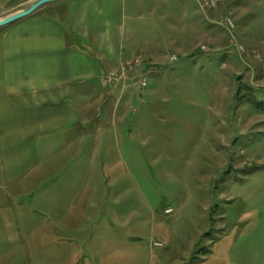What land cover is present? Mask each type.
Instances as JSON below:
<instances>
[{
	"label": "rangeland",
	"instance_id": "1",
	"mask_svg": "<svg viewBox=\"0 0 264 264\" xmlns=\"http://www.w3.org/2000/svg\"><path fill=\"white\" fill-rule=\"evenodd\" d=\"M27 2L0 0V19ZM195 4L205 26L189 46L169 41L156 62L135 57L108 70L115 85L104 78L131 122L113 149L116 206L93 210L89 230L81 222L68 239L39 211L63 195L0 176V264H199L208 249L200 264H264V111L235 94L245 85L264 102V0Z\"/></svg>",
	"mask_w": 264,
	"mask_h": 264
},
{
	"label": "crops",
	"instance_id": "2",
	"mask_svg": "<svg viewBox=\"0 0 264 264\" xmlns=\"http://www.w3.org/2000/svg\"><path fill=\"white\" fill-rule=\"evenodd\" d=\"M195 2L52 0L1 29V181L63 195L39 211L55 214L68 239L81 222L89 230L93 210L116 206L113 149L129 138L131 122L104 73L135 57L154 63L169 41L189 46L205 26ZM99 238L89 248L99 251Z\"/></svg>",
	"mask_w": 264,
	"mask_h": 264
},
{
	"label": "built area",
	"instance_id": "3",
	"mask_svg": "<svg viewBox=\"0 0 264 264\" xmlns=\"http://www.w3.org/2000/svg\"><path fill=\"white\" fill-rule=\"evenodd\" d=\"M197 1V3H200V5H202V6H206V5H208V7L210 6V7H214L215 6V4H216V1L217 0H196ZM219 22L221 23V24H223L225 27H227V28H230V27H232L233 26V21H232V19L230 18V17H228V16H225V17H222L220 20H219ZM171 58H173V57H171ZM118 73L117 72H115V71H108V72H106L105 73V76H104V78L106 79V81L108 82V83H111V84H113V85H115V82L117 81V79H118ZM140 85L141 86H144L145 85V80L144 79H142L141 81H140Z\"/></svg>",
	"mask_w": 264,
	"mask_h": 264
},
{
	"label": "water",
	"instance_id": "4",
	"mask_svg": "<svg viewBox=\"0 0 264 264\" xmlns=\"http://www.w3.org/2000/svg\"><path fill=\"white\" fill-rule=\"evenodd\" d=\"M52 0H36L34 3H32L30 6H28L26 9L20 10L18 12H15L13 14H10L2 19H0V26L5 25L17 18H21L29 13H31L33 10H35L38 6L45 2H49Z\"/></svg>",
	"mask_w": 264,
	"mask_h": 264
},
{
	"label": "trees",
	"instance_id": "5",
	"mask_svg": "<svg viewBox=\"0 0 264 264\" xmlns=\"http://www.w3.org/2000/svg\"><path fill=\"white\" fill-rule=\"evenodd\" d=\"M247 89L249 88L245 85H238L235 93L236 96H238L239 99L244 98L251 106L258 108V110L264 111V102L256 101L252 93L248 92Z\"/></svg>",
	"mask_w": 264,
	"mask_h": 264
}]
</instances>
